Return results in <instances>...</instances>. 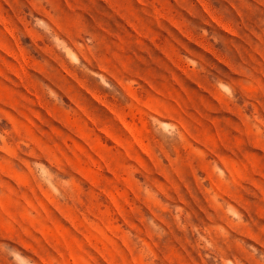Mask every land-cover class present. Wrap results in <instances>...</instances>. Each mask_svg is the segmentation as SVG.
I'll use <instances>...</instances> for the list:
<instances>
[{
    "label": "rangeland",
    "instance_id": "1",
    "mask_svg": "<svg viewBox=\"0 0 264 264\" xmlns=\"http://www.w3.org/2000/svg\"><path fill=\"white\" fill-rule=\"evenodd\" d=\"M0 264H264V0H0Z\"/></svg>",
    "mask_w": 264,
    "mask_h": 264
}]
</instances>
